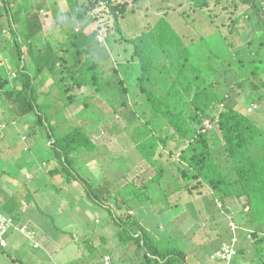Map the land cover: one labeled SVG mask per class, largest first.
<instances>
[{"label": "trees", "instance_id": "trees-1", "mask_svg": "<svg viewBox=\"0 0 264 264\" xmlns=\"http://www.w3.org/2000/svg\"><path fill=\"white\" fill-rule=\"evenodd\" d=\"M30 1L1 0L0 36L7 31L9 38L0 39L2 59L8 58L4 62L0 60V99L6 98L16 118H35L31 133L42 132L47 136L57 160V165L47 174L61 176L65 182L81 190V200L86 199L100 210L105 209L109 214L108 223L112 222L118 229L120 242L126 245L131 258L135 256L144 264L191 263L183 246L169 243L168 238L157 237L158 220L155 228L147 229L140 217L134 214L135 207L140 206L138 213L148 217L153 215L152 218L157 219L151 209L152 202H171L170 197L179 192L192 194L195 191L201 199L209 200L205 202L206 206L216 205L223 212L229 210L227 200L234 199L242 209L228 211L231 223L226 226L227 234L219 236L210 248L209 258L223 245L232 243L236 236L237 254L232 264H240L238 258L244 260L246 257L248 248L241 245V239L253 242V263L259 261L264 264V125L261 121L264 111V59L254 60L250 73L243 75L240 73L243 62L239 66L228 62V36L222 35L220 30L211 40L203 37L205 43L192 41L186 44L164 17L153 27L145 28L135 40L122 36L126 40L124 42L133 46L131 58L125 61L132 69L128 79L130 77L131 84L136 88L133 107L137 109L132 118L134 121L125 128L128 132L133 128L129 132L132 141L144 152L156 172L140 187L131 182L117 188L118 179L109 175L97 185L78 170L85 163L78 157L79 153L91 154L96 149L89 129L79 125L68 128L54 125L48 110L51 103L41 98L44 93L48 96L50 91L43 93L41 90L43 84L49 82V76L53 75L52 84L58 85L66 104L72 105L78 101L77 89L92 88L95 93H103L107 87L113 89L111 79L122 75L124 68L120 66L124 67V62L121 64L118 60L117 65L110 51L101 45L99 28L82 30L80 34L78 27H66L71 20H57L66 35L65 43L60 45L63 37H57V41L53 42L55 35L46 34L43 21L45 15L54 14L57 17V4L45 11L44 0H35L36 7L28 6ZM133 1L136 3L139 0ZM68 2L71 13L81 17V20L86 12L104 2L114 16L120 33L121 20L129 11L127 1ZM211 2L190 0L194 10L209 9ZM219 2L221 0H215V3ZM241 4L248 5L244 11L245 20H249L254 28L260 25L264 30V0H226L224 7L237 9ZM231 22V30L236 31L240 17L234 16ZM225 42L227 46L223 44ZM202 52L209 59L219 57L222 64L218 65L216 61L206 64V58L199 57ZM199 60L204 64H199ZM11 65L16 68L9 70ZM230 72L237 76H230ZM239 77L246 80L238 81ZM118 84L119 102L128 107V88L123 75ZM245 87L250 89L249 93ZM253 104H257V108L250 111ZM24 139H28V134ZM160 148V154L168 150L170 157L179 156V162L174 166L176 171L169 173L167 164L157 159L156 153ZM3 174L6 172L0 170V176ZM167 176L173 181H166ZM15 181L30 191L27 181L16 178ZM205 188H210L212 192L207 193ZM0 190V211L8 213L18 223L22 217L18 215V197L11 195L6 202L1 197V192L5 191ZM170 204V209L182 205L179 201ZM191 226L177 227L178 233L182 234L181 237L179 235L181 239ZM165 229L162 228L164 232ZM91 240L87 238L83 241L87 242L90 256L99 261L96 264H102L100 256H103V264H115L111 262V254H106V249L97 256ZM216 261L225 264L220 259Z\"/></svg>", "mask_w": 264, "mask_h": 264}, {"label": "rangeland", "instance_id": "rangeland-1", "mask_svg": "<svg viewBox=\"0 0 264 264\" xmlns=\"http://www.w3.org/2000/svg\"><path fill=\"white\" fill-rule=\"evenodd\" d=\"M44 1L46 3L43 6L45 11L51 5L56 6L57 4V12L55 11L57 19L54 14H50L45 15L44 19H46L43 21L46 34L55 35L52 38L53 42L57 41V37H63L60 39V45L65 43L66 35L62 33L61 22H57V20H61V18L64 19L63 22L71 20L70 24H66V27H78L77 30L80 34L82 30L89 31L99 28L98 40L101 45L110 51L117 65L119 61L121 64L124 62V67L123 65L119 66L121 69L124 68L122 75L126 79L128 88L126 94L128 107L119 102L121 96L117 87H119L118 82L121 74L112 77L111 84H114V88L107 87L103 93H95L92 88L77 89L78 101L72 105L66 104L58 85L52 84L53 75L49 76V82L47 79V82L42 86L41 92L50 91L48 96L47 93H44L41 98L51 103L48 110L52 115L54 125L60 124V128L79 125L89 129L88 132L96 144V149L91 154L79 153L78 157L85 163L80 165L78 170L93 184L98 185L104 176L109 175L118 179L117 188L131 182L140 187L156 172L144 152L140 150L136 142L132 141L129 132H132L133 128L129 132L125 128L134 121L132 118H134L136 108L133 107V99L136 88L131 84L130 77L128 79V74L131 75L132 69L125 61L131 58L133 46L124 42L126 40L122 36L135 40L137 35L145 31L148 26L149 28L153 27L161 17H164L186 44H190L192 41L205 43L202 40L203 37L211 40L220 30L222 35L228 36V62L234 66H239L240 62H243L240 69V73L243 75L250 73L256 60L264 59V30L260 25L254 28L249 20H245L244 11L248 7L246 4H241L237 9L228 7L229 4H227L228 6L225 8L226 0H221L218 4L212 0L211 8L194 10L190 0H139L136 3L133 0H114L115 3L129 2L127 16L121 20L122 31L120 33L116 27L114 16L109 13L104 2L95 9L86 12L81 20V17L77 18L72 14L68 0ZM28 6L36 7V1H30ZM59 12L61 13L59 14ZM234 16L240 17L236 31L231 30L233 25L231 20ZM3 35L0 36L1 40L9 38L7 31ZM99 37H102V40ZM223 44L226 45V42ZM198 45L197 43L196 46ZM257 51H260V54H257ZM199 57L206 58L204 60L206 64L215 61L218 65L222 64L219 57H216V60L209 59L204 52L200 53ZM0 60L3 62L8 60V58L2 59L1 51ZM198 62L204 64L200 60ZM12 68H16V66L11 65L9 70ZM232 74L236 75L234 72H230L229 75ZM262 77L264 78V74ZM243 80L246 79L242 77L238 79V81ZM245 90L250 92L249 88ZM236 91L239 90L236 89ZM243 94L244 92L241 93L242 96ZM9 105L6 98L0 99V170L6 172L0 176V184L4 191L13 192L18 197L17 202H20L19 207L23 210L21 212L23 221L20 224L27 226L32 238L20 231L10 235L8 246H0V264H67L65 258L69 255L65 256L63 253V247L66 246L70 247L73 257L79 258L77 264L99 263L96 258L90 256L87 242L83 241L87 238H92L91 246L97 256L102 255V251L106 249L108 251L106 254H111V262L114 261L115 264H144V262H140L141 259L135 258V256L133 259L131 258V253L126 250V245L120 242L118 229L112 222L108 223L109 214L105 209L101 208L100 210L89 204L86 199L81 200V190L74 188L72 183L65 182L61 176L47 174L49 169L57 165L54 150L50 146L47 136L42 132L31 133V126L34 125L35 118L33 116L23 119L16 118V113ZM58 111L61 112L57 113ZM261 121L264 125V111ZM26 134H28L27 140L24 139ZM148 146L151 145L148 144ZM160 150L162 148L156 153L157 159L167 164L166 168L169 173L176 171L174 166L179 162V156L170 157L168 150H164L160 154ZM14 177L23 182L27 181L30 191L12 181ZM165 180L173 181L168 176ZM205 191L212 192L210 188H205ZM30 192L31 194H29ZM170 200L171 202L179 201L182 205L179 208L170 209L171 202L169 200L157 204L152 202L151 209L157 219L152 218L153 215H150V218L138 213L140 206L133 209L134 214L139 216L143 225L150 230L152 227L155 228V222L158 220L159 226L155 232L157 237L159 239L168 238L169 243L183 246V249L188 252L191 264H222L221 261L209 258L212 251L210 248L216 244L219 236L227 234L226 226L231 223V213L228 211L242 209L241 204L234 199H228L227 214L218 209L216 205L206 206L205 202L209 200L201 199L195 191L192 194L187 192L173 194ZM184 211L187 212V215ZM5 214L8 215V213ZM192 219L194 221L189 222ZM191 223L196 225L191 226ZM186 224L191 227L187 229L186 236L181 239L182 234L178 233L177 227L181 225L184 228ZM162 228H166V233ZM173 229H177V232L175 230L177 234L172 232ZM36 242H39L40 247L35 246ZM252 244V241L241 239V245L246 246L248 251L244 260L241 257L238 258L240 264H262L259 261L253 263L255 252ZM102 258L103 256H100V261L103 264L104 259Z\"/></svg>", "mask_w": 264, "mask_h": 264}, {"label": "built area", "instance_id": "built-area-1", "mask_svg": "<svg viewBox=\"0 0 264 264\" xmlns=\"http://www.w3.org/2000/svg\"><path fill=\"white\" fill-rule=\"evenodd\" d=\"M102 40V37H100ZM257 108V104L251 105L249 108L250 111L255 110ZM234 227V226H233ZM13 229L19 230L22 234L27 235L29 238H32L28 228L26 225H19L16 223L14 218L10 215L4 214L0 211V246L5 247L8 245V236ZM238 241V237H234L232 243L225 244L216 251L212 256V260H222L225 264H232V260L234 256L237 254L236 243ZM107 259L109 257H106Z\"/></svg>", "mask_w": 264, "mask_h": 264}, {"label": "crops", "instance_id": "crops-1", "mask_svg": "<svg viewBox=\"0 0 264 264\" xmlns=\"http://www.w3.org/2000/svg\"><path fill=\"white\" fill-rule=\"evenodd\" d=\"M13 181L16 183V181H15V177L13 178ZM11 195H14V193L13 192H8L7 190H5V192H3V194H1V197H2V199L4 200V201H6L7 202V199L11 196ZM23 210L20 208L19 209V214L22 212ZM17 213V214H18ZM5 214V213H4ZM18 214V215H19ZM21 215H22V213H21ZM26 218H28V217H26ZM26 218H25V220H26ZM23 221V215H22V217H21V219H20V221H18V226L19 225H21L20 224V222H22ZM19 230H17V229H13L12 231H11V233L9 234V236L10 235H14V234H16L17 232H18ZM33 233H35L34 231H32ZM65 235V234H64ZM8 236V237H9ZM37 243V245H35L36 247H40V244H39V242H36ZM8 246V245H7ZM6 247V246H5ZM13 247H15V246H13ZM63 253L65 254V256H67V255H69L67 258H65V263H67V264H77L78 263V261H79V258L78 257H73V253L70 251V247L69 246H66V247H63Z\"/></svg>", "mask_w": 264, "mask_h": 264}, {"label": "clouds", "instance_id": "clouds-1", "mask_svg": "<svg viewBox=\"0 0 264 264\" xmlns=\"http://www.w3.org/2000/svg\"><path fill=\"white\" fill-rule=\"evenodd\" d=\"M99 39H100V37H99Z\"/></svg>", "mask_w": 264, "mask_h": 264}]
</instances>
